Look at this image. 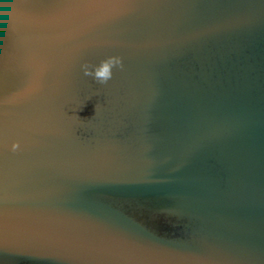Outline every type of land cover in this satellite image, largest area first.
Here are the masks:
<instances>
[{
  "label": "water",
  "instance_id": "95a60500",
  "mask_svg": "<svg viewBox=\"0 0 264 264\" xmlns=\"http://www.w3.org/2000/svg\"><path fill=\"white\" fill-rule=\"evenodd\" d=\"M0 264H264V0H0Z\"/></svg>",
  "mask_w": 264,
  "mask_h": 264
}]
</instances>
